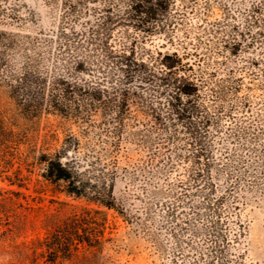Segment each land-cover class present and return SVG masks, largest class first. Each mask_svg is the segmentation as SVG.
Instances as JSON below:
<instances>
[{
  "label": "trees",
  "instance_id": "1",
  "mask_svg": "<svg viewBox=\"0 0 264 264\" xmlns=\"http://www.w3.org/2000/svg\"><path fill=\"white\" fill-rule=\"evenodd\" d=\"M195 1L45 0L58 24L29 35L10 27L27 20L22 4L0 0V238L9 206L41 208L25 192L36 174L35 182L60 183L85 202L49 228L45 217L33 245L42 264H97L114 228L105 209L162 264H238L232 251L246 227L239 211L248 193L264 199V117L223 119L239 107L230 97L241 91V71L264 75V0H204L191 35L181 27ZM214 2L221 15L210 20ZM155 35L179 48L146 47ZM249 105L243 99L240 108ZM44 113L70 120L82 136L98 128L101 144L83 146L74 134L59 144L48 140L55 133L40 138ZM123 143L146 157L135 162L126 152L121 166ZM120 173L139 182L138 205L114 196Z\"/></svg>",
  "mask_w": 264,
  "mask_h": 264
},
{
  "label": "rangeland",
  "instance_id": "2",
  "mask_svg": "<svg viewBox=\"0 0 264 264\" xmlns=\"http://www.w3.org/2000/svg\"><path fill=\"white\" fill-rule=\"evenodd\" d=\"M15 1V0H13ZM22 4V13L28 14L27 20L10 26L11 29L20 34L36 35L39 32H49L56 28L58 24V9L45 2V0H18ZM204 0H196L189 7L183 19L181 28L188 29L191 35L199 32L198 24L201 22V11L203 9ZM221 15V11L216 8L215 2L208 11V18L211 20ZM9 27V28H10ZM181 30H178L180 33ZM116 35H119L116 32ZM142 44L140 43L139 46ZM146 47L156 48L162 51L173 50L178 46L171 45L166 41L163 35H155L147 39ZM260 67L254 69L258 72ZM243 81L241 91L237 97H230L236 102L238 109H235L234 118L223 119L226 126L230 121L238 119L237 117L245 116L247 119H255L257 116L264 117V75L256 77L247 73H242ZM2 98L4 91L2 89ZM243 99L249 101V108L244 111L241 109ZM92 118L98 122L100 116L94 114ZM35 130L40 138L45 133H55V136L49 137V141L56 144L57 138L59 144L66 134H74L80 137L83 146L86 144H101L98 137L99 129L91 128L87 136L80 134V127L70 122L63 116L58 114H42L36 120ZM121 155L118 157L119 164L124 166L126 163L124 154L128 152L130 159L135 162H141L146 157V151L142 148L135 147L130 143H123ZM36 172L39 168L35 166ZM36 174L33 175L30 182V189L25 190L31 194L28 197L31 205L40 206L38 210L31 209L29 211L22 210L19 207L9 206L11 211L10 217L4 216L3 223L8 226L9 230L0 238V264H30L31 258L35 264H42L39 255L40 248L34 251V239L43 237L46 228L52 226L65 219L73 210H77L81 205L85 204L82 199H74L66 196L61 192V184H48L45 182H35ZM223 182V179H221ZM130 181L122 173L116 178L114 186V196L118 201H127L138 205L139 202L134 199V194L138 192L137 184ZM158 184L163 185L162 179ZM39 190L40 193L37 191ZM248 203L243 205L239 213L245 221L246 227L243 236L238 243L234 244V259H238V264H264V199L253 193H248ZM41 196L43 199H40ZM34 197V200L32 198ZM53 198V199H51ZM55 200V201H53ZM24 203L25 200L21 199ZM64 201L66 203H61ZM109 220L114 224L111 239L105 242L100 254L98 255L97 264H162L164 261L154 253L153 247L140 234L133 230V226L127 224L119 217L114 210L105 209ZM49 216L48 226L45 228L43 222L45 217ZM24 254H28L27 258H23ZM23 258L22 261H20Z\"/></svg>",
  "mask_w": 264,
  "mask_h": 264
},
{
  "label": "water",
  "instance_id": "3",
  "mask_svg": "<svg viewBox=\"0 0 264 264\" xmlns=\"http://www.w3.org/2000/svg\"><path fill=\"white\" fill-rule=\"evenodd\" d=\"M66 157H68V155H66Z\"/></svg>",
  "mask_w": 264,
  "mask_h": 264
}]
</instances>
